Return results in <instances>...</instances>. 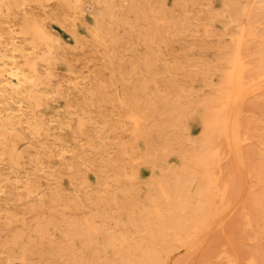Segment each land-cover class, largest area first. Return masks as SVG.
I'll return each mask as SVG.
<instances>
[{"label": "rangeland", "instance_id": "1", "mask_svg": "<svg viewBox=\"0 0 264 264\" xmlns=\"http://www.w3.org/2000/svg\"><path fill=\"white\" fill-rule=\"evenodd\" d=\"M183 1V5L186 3L184 5L186 6L185 11H182L184 6L180 7L179 10L178 4L181 6L182 3L177 0H0V43L2 44V47L0 44V57L2 56L0 64H15L28 72V78H32L23 84H17L20 87V89L16 88L18 91L24 88V93L22 92L23 94L20 95L13 88L15 85L4 82L6 77L16 82L10 72L5 74V78L0 76V112H2L0 120L6 119L7 116L23 119L16 127L20 130L19 137L6 138L0 134V264H137L138 261L146 259L145 257L152 258V264H224V262L225 264H264V230H262L264 229V216H262L264 213V200L262 198L264 197H261V193L264 196V179H262L264 178V160H261L264 159V150L260 148H264V76L262 77L264 71L260 74L262 78L258 79L259 74H256L255 69L260 68L257 70L260 73L262 67L264 70V66H262L264 65V45L259 42V40H264V36H261L264 35L262 34V31L264 33V19H262L264 9L260 7L264 6V0H254V2L258 1V3L256 2L257 5L252 4L253 0H211L212 2L207 0L210 1V5L204 0L197 1L200 5L194 3L193 0ZM160 2L163 5L162 9L164 8L163 12ZM187 2H190V5ZM205 3L209 5L207 6L208 11H206ZM5 4L8 6L5 7ZM172 4L173 7L174 4L176 8L178 6V11L172 7ZM245 5H247L246 10L244 9ZM166 7L170 9L166 11ZM199 7L203 11L205 9L207 13L204 11L203 14ZM250 7L255 12H250L252 11ZM195 8L197 10L199 8L200 11H195ZM235 8L238 10H234ZM174 10L177 13H173L176 15L173 18V14L170 12ZM211 10L213 15L209 13ZM226 10L228 12L233 10L231 13L233 16L228 14ZM179 11L180 14L187 11V14L180 16ZM219 11L223 13L221 18ZM165 12L166 15L169 12V16L167 15L170 18L167 20L168 23ZM235 12L243 15L239 14L236 19L237 14L235 15ZM249 12L250 15H255V18L249 17ZM257 12L258 17H256ZM156 13H164V15L160 14L159 17L163 16L165 21L163 18L162 20L157 19ZM189 14H191L190 17ZM177 16H179V20L185 16V19H191L190 21L180 20L184 24L180 27L181 22L179 21L178 26H176L178 23L176 21ZM152 17H156L154 20H159L162 26L164 23L167 28H161L160 25L154 24ZM231 17L236 20L234 21ZM192 19L193 21H191ZM203 19L213 23L209 25ZM194 20L197 22L194 23ZM248 20L249 22L253 20L255 26ZM150 21L154 23H149ZM157 21L156 23L159 24ZM192 23L197 26L193 27ZM201 23L203 25L206 23L207 26L204 25L203 27ZM25 24L31 25L29 28L31 33ZM169 24L170 27L174 25L173 29H169ZM189 24H191L190 27H188ZM201 25L203 29L208 27L209 31L202 30ZM43 26H45V30H43ZM175 26L178 27L179 34L174 28ZM185 26L188 29L192 27V30L186 29ZM210 26L214 28L211 30ZM255 27L261 28L255 30ZM38 28H41V32L46 33L45 35L48 33V36L34 40L36 37L34 35L32 37L31 34L33 30ZM163 28L165 31H160ZM184 28L186 31L181 33L180 30ZM226 28L231 32L233 31L232 34H227L230 31H227ZM168 29L175 31H172L173 34H171ZM215 29L217 32L221 30L223 33L221 31V34L215 33ZM23 31L29 34L22 35L21 32ZM200 31L205 33H203L204 37L206 35L207 37L204 38ZM249 31L253 33L250 34L252 37H248ZM212 33L214 34L213 37L216 36L217 39L214 38L215 40H213ZM235 33H237V37H235ZM239 34L242 37L243 35L246 36L248 42L252 41L250 38L254 39L257 34L261 37L257 36L255 41L258 42L254 44L252 41L253 43L250 42V44ZM164 35L169 38L164 39ZM170 36L173 38L170 39ZM21 37L23 40L29 38L26 40L31 43V45L27 43L29 50H32L31 52L27 49V41H22ZM49 38L52 39V42L50 39L47 44ZM234 38H236L235 44ZM16 39L18 40L16 41ZM204 39L211 43L209 44L207 41L209 45L205 44ZM222 40L226 45L229 44L231 49L228 48V45L225 46ZM231 40L236 45V49L231 46ZM243 40L245 44H242ZM11 41L17 43H11ZM31 41H36V44L33 43L32 45ZM18 42L20 43L18 44ZM39 42L41 44H38ZM218 43L221 44V48H218L220 47L217 46ZM12 44L15 45V48ZM37 44L38 46H35ZM46 44L49 47H46ZM252 44L253 46H251ZM241 45L246 47L248 53L251 50V53L248 54ZM240 46L245 51H242L244 56L241 55V52H237ZM256 46V49L261 46L262 49L256 50ZM32 47H35L36 51L34 48L31 49ZM46 49H48V53H46ZM228 49L230 51L235 49L237 53L235 50L229 52ZM25 51L28 52V55ZM239 51L241 50L239 49ZM14 52L15 54H13ZM37 52L42 53V55ZM52 53L55 57L52 56ZM56 56L58 61L55 59ZM227 56H230L229 59ZM251 56L253 58L250 59ZM8 57L9 59H7ZM39 57L42 61L38 60ZM224 57H227L228 61H224L227 60ZM240 57L245 59L242 60ZM246 57H249L255 64L250 63ZM219 58L224 59H221L222 67L226 63L228 66H232H227L230 70L226 67L222 68L224 71L230 72L232 70L230 72L232 78H230L231 74L228 71L221 70V62L218 63L221 61ZM24 59H26L25 63ZM27 59L30 62H26ZM234 59L239 61L236 62ZM257 59L258 61H256ZM36 60L41 61V63L36 62ZM46 61H48V65ZM29 65L36 66L37 77L28 71ZM252 65H261L262 67H253ZM252 67L254 70H251ZM7 69H10V66ZM249 69L252 72L247 71ZM205 72L207 73L206 76ZM248 72L251 75L248 74V76L246 74ZM45 76L46 80H44ZM247 76L250 79H246ZM252 76L255 78H251ZM235 77L240 80L235 79ZM244 79H246V84L242 82ZM236 80L240 82L235 83ZM248 80H251V84H248L250 83ZM252 80L254 81L252 82ZM51 81L52 83H50ZM152 82L154 83L152 84ZM225 82H228L229 87ZM41 83L46 84V86L43 87ZM220 83L221 86L226 84L229 90H227L226 85H224V90L223 86L215 87ZM236 85L239 86L237 91ZM58 89L61 92H58ZM216 91L220 92L216 93ZM221 92L224 94L221 95ZM202 93L208 96H204ZM235 93H240V97L237 94L236 99ZM219 96L224 97L223 99L228 98V96L230 98L228 101H222ZM29 97L32 100L36 99L41 107H34V102ZM171 98L172 101H170ZM215 98L217 101H226L229 105L227 106L228 111L230 110L227 113L229 119L225 117L224 120L226 124L223 123L224 121L218 123L217 126L216 123L213 124L215 122L214 111L211 108L217 104V101L213 100ZM243 98L246 100L243 101ZM61 107L66 108V111ZM58 109L61 111L59 112ZM208 110L210 111L207 112ZM235 113L237 114L236 120L234 119ZM87 120L88 123H86ZM219 124L220 126H218ZM223 124H225V128H222ZM33 128L38 130L37 134ZM242 137L243 141H240ZM205 139H207L208 144L204 142ZM47 140L50 141L47 142ZM55 140L58 142L57 144H54L56 143ZM40 142L47 145H38ZM51 142L57 145V150L53 144L51 146ZM42 146L46 148L44 149L47 152L42 149ZM242 147L244 150L241 149ZM81 148L83 152L80 151ZM224 150L226 151L225 154L223 153ZM118 151H122V153ZM214 151L217 153L215 154ZM218 153L220 154L218 155ZM243 158L245 159L242 162L245 164L240 160ZM248 158L249 162L246 160ZM216 159H219L218 163ZM211 160L212 162L214 160L215 163H212ZM223 161L224 163H221ZM231 161L234 165L231 164ZM247 162L248 165H246ZM250 164L253 168L255 167V170L252 167L253 170L249 168ZM229 165H233V168ZM231 171L239 174V178L237 174H233L234 178ZM219 172L220 176H218ZM128 177H131L130 180ZM237 179L240 182H235ZM207 183L212 185L209 186ZM261 184H263V188H261ZM258 187L260 188L258 189ZM216 191L220 196L217 195ZM121 195L123 197H120ZM212 195L217 198L212 197ZM251 195H254V198ZM102 199L104 200L102 201ZM252 200L254 201L252 202ZM262 200L263 204L261 203ZM218 203L219 205H217ZM249 203L252 206L251 210L248 209ZM221 204L222 208L227 209L223 210L224 212L220 215ZM43 207L47 210H44ZM78 207L80 208L78 209ZM261 208L263 209L261 210ZM218 209L219 214L215 215L216 212L214 211ZM248 210L250 213L247 212ZM63 211L65 212L63 213ZM88 211L93 215L90 216ZM210 211L212 212L211 215ZM261 211L262 214H260ZM44 213L45 216L47 215L46 217ZM78 213L79 215H77ZM248 213L249 215H247ZM253 213L257 216L260 214L259 216L262 218L256 217ZM249 216H252L250 220ZM253 218L255 221L251 220ZM255 218H258V221ZM259 219H263L262 223ZM256 221L257 223H255ZM254 226H258V231ZM195 227L200 230L197 232ZM242 231L243 233H241ZM171 232L173 233L171 234ZM193 233H197L196 237ZM192 234L193 236H191ZM154 238L155 241L152 240ZM247 238L250 239V242ZM184 240L186 241L184 242ZM246 260L250 263L245 262Z\"/></svg>", "mask_w": 264, "mask_h": 264}, {"label": "bare ground", "instance_id": "2", "mask_svg": "<svg viewBox=\"0 0 264 264\" xmlns=\"http://www.w3.org/2000/svg\"><path fill=\"white\" fill-rule=\"evenodd\" d=\"M62 1H63V0H62ZM174 1H176V0H174ZM177 1H180V2L182 3L181 6L178 4V6H179V10H180V7L182 8V6L186 5V3L183 5V2H184L183 0H182V1H181V0H177ZM186 1H188V0H186ZM190 1H191V0H190ZM193 1H194V3H197L198 0H196V2H195V0H193ZM193 1L191 2L192 4H193ZM201 1H202V0H201ZM201 1H200V2H201ZM204 1H207V0H204ZM210 1H211V0H210ZM210 1H207V2H208L207 4H209ZM212 1H213V0H212ZM212 1H211V2H212ZM258 1H259V0H258ZM258 1H256V2L258 3ZM260 1H261V0H260ZM161 2H162V1H161ZM161 2H160V5H161V9H162L163 5H162ZM232 2H233V1H232ZM251 2H252V1H251ZM256 2H254V0H253V3H252V4L255 3V5H257ZM263 2H264V1H263ZM263 2H262V3H263ZM173 3H174V2H173ZM175 3H176V2H175ZM177 3H178V2H177ZM187 3H189V5H190V2H187ZM198 3H199V2H198ZM198 3H197V4H198ZM201 3H202V2H201ZM222 3H223V2H222ZM249 3H250V1H249ZM7 4H8V3H7ZM16 4H17V2H16ZM197 4H195V5H197ZM205 4H206V3H205ZM207 4H206V7L204 6L206 9H207V6L210 5V4H209V5H207ZM245 4H246V3H245ZM252 4H251V5H252ZM263 4H264V3H263ZM189 5H187V6H189ZM199 5H200V3H199ZM203 5H204V4H203ZM243 5H244V4H243ZM247 5H248V4H247ZM247 5H245L244 9L246 8ZM258 5H260V4H258ZM7 6H8V5H7ZM7 6H6V4H5V7H7ZM176 6H177V4H176ZM178 6H177V8H178ZM192 6H193V5H192ZM253 6H254V5H253ZM253 6H252V8H253ZM5 7H4V8H5ZM158 7H159V6H158ZM164 7H165V6H164ZM172 7H173V4H172ZM174 7H175V4H174ZM174 7H173V8H174ZM185 7H186V6H184V8H182V11H185V10H184ZM194 7H195V6H194ZM201 7H203V6H201ZM201 7H199V8H201ZM204 7H203V8H204ZM238 7H239V6H238ZM238 7H237V8H238ZM241 7H242V6H241ZM254 7H255V6H254ZM260 7H261V9H262V7H263V9H264V6H263V5L260 6ZM173 8H171V9H173ZM177 8L175 7V10H177ZM190 8H191V7H190ZM199 8H198V10L195 8L196 10H195V9H194V10H195V11H200ZM237 8H235L234 10H238ZM250 8H251V7H250ZM252 8H251V9H252ZM255 8H256V7H255ZM255 8H253V9H255ZM5 9H6V8H5ZM159 9H160V7L158 8V10H159ZM169 9H170V8H167V7H166L165 10L168 11ZM187 9H189V7H187ZM187 9H186V10H187ZM201 9H202V8H201ZM220 9H221V8H220ZM247 9H248V7H247ZM253 9H252V11H250V12L253 13V11H254ZM7 10H8V9H7ZM158 10H157V12H158ZM163 10H164V8L162 9V12H163ZM175 10H174L173 12L171 11L172 13L170 12V14H173V13L175 14V13H177L178 10H177L176 12H175ZM189 10H190V9H189ZM209 10H210V8H209ZM221 10H222V9H221ZM239 10H241V9L239 8ZM242 10H243V9H242ZM245 10H246V9H245ZM245 10H243V11H245ZM257 10H259V9H257ZM202 11H203V9H202ZM204 11H205V9H204ZM204 11H203V14H204ZM206 11H208V9H207ZM206 11H205V12H206ZM226 11H227V10H226ZM226 11H225V12H226ZM243 11H242V13H243ZM260 11H261V10H260ZM260 11H259V12H260ZM159 12H160V10H159ZM189 12H190V11H189ZM212 12H213V11L211 10V12H209V13L212 14ZM222 12H223V11H222ZM227 12H228V11H227ZM237 12H238V11H237ZM237 12H235L234 14L236 15ZM250 12H249V17H253V18H255V15H254V16L250 15ZM254 12H255V11H254ZM168 13H169V12H168ZM168 13H167V15L169 16ZM181 13H182V12H181ZM193 13H195V12H193ZM206 13H207V12H206ZM209 13H208V14H209ZM219 13H221V12L219 11ZM219 13H217V14H219ZM229 13H230V14L233 13V10H232L231 12H228V14H229ZM252 13H251V14H252ZM156 14H157V13H156ZM160 14H161V13L157 14V15H158V16H157V19L162 20L163 16H162V17L160 16V17H161V19H160V17H159ZM174 14H173V18H174V16H176V15H174ZM179 14H180V11H179ZM182 14H183V15H184V14H187V11H186L185 13H182ZM182 14H180V16H181ZM195 14H196V13H195ZM197 14H198V12H197ZM199 14H200V13H199ZM214 14H215V13H214ZM222 14H223V13L220 14V15H221L220 18L223 17ZM239 14H240V15H243V14H241V13H239ZM239 14L236 15V17H235L236 19H237V17H238ZM257 14H258V12L256 13V15H257ZM161 15H164V13L161 14ZM165 15H166V12H165ZM167 15H166V17H165V18H166V21H167L168 18H169ZM190 15H191V14H189V17H190ZM192 15H193V14H192ZM206 15H207V14H206ZM212 15H213V14H212ZM212 15H208V16L211 17ZM231 15H232V14H231ZM231 15H230V16H231ZM235 15H234V16H235ZM259 15H260V13H259ZM186 16H187V15H186ZM186 16H185V17H186ZM204 16H205V15H204ZM218 16H219V15H218ZM218 16H217V17H218ZM232 16H233V15H232ZM158 17H159V18H158ZM171 17H172V16H171ZM177 17H178V19H176V21H177V22H178V21L181 22V24H180L181 26H180V27H182V24H183L182 21H183V20H189V21H190V19H191V18H190V19H189V18L185 19V17H184L183 19H180V20H182V21H180V20H179V16H177ZM195 17H196V16H195ZM213 17H214V16H213ZM215 17H216V16H215ZM217 17H216V18H217ZM249 17H248V19H249ZM256 17H258V15H257ZM262 17H263V16H262ZM152 18H153V17H152ZM155 18H156V17H155ZM155 18H153V21H154L155 23H154L153 21H152V22H153L154 24H156V25H160V21H159V20H158V21H157V20H154ZM165 18H163V19H164L163 21H165ZM192 18H193V17H192ZM196 18H197V17H196ZM196 18H194V19H196ZM198 18H199V15H198ZM198 18H197V19H198ZM231 18H233V17H231ZM235 18H233L234 21L236 20ZM253 18H251V19H253ZM169 19H170V18H169ZM205 19H206V18H205ZM214 19H215V18H214ZM214 19H213V20H214ZM259 19H260V17H259ZM262 19H264V17H263ZM203 20H204V19H203ZM241 20H242V19H241ZM249 20H250V19H249ZM249 20H248V22H249ZM253 20H254V19H253ZM253 20H252V22L250 21L249 23H251L252 25L254 24V26H255V23H253ZM156 21L159 22V24L156 23ZM169 21H171V20H169ZM191 21H193V19H192ZM194 21H195L194 23L197 22L196 20H194ZM208 21H210V20H208ZM208 21L204 20V22L208 23L209 25H210L211 23H213L212 21H211V23H209ZM221 21H222V20H221ZM237 21H238V20H237ZM255 21H256V19H255ZM255 21H254V22H255ZM152 22L150 21L149 23H152ZM172 22H173V20H172ZM174 22H175V20H174ZM179 22L177 23L176 26H178ZM238 22H239V21H238ZM241 22H244V21H241ZM241 22H240V23H241ZM256 22L259 23V21H256ZM27 23H28V22H27ZM34 23H35V22H34ZM167 23H168V21H167ZM167 23H166V24H167ZM175 23H176V22H175ZM185 23L187 24V21H186ZM194 23H192V24L194 25ZM206 23H204L205 26H207ZM244 23H245V22H244ZM244 23H243V24H244ZM258 23H256V24H258ZM30 24H31V23H30ZM35 24H36V23H35ZM171 24H172V23H171ZM173 24H174V23H173ZM198 24L200 25V22H199ZM201 24H202V23H201ZM222 24H223V23H222ZM236 24H237V23H236ZM262 24H263V23H262ZM25 25H26V24H25ZM28 25H29V24H28ZM28 25H26V26H28ZM31 25H32V24H31ZM31 25H30V26H31ZM38 25H39V24H38ZM167 25H168V24H167ZM183 25H184V24H183ZM195 25H196V24H195ZM195 25H194L193 27H195ZM202 25H203V24H202ZM202 25H201V27H202ZM204 25H203V27H204ZM209 25H208V26H209ZM248 25H249V24H248ZM258 25H259V24H258ZM260 25H261V24H260ZM30 26H28V28L26 27L27 30L30 28ZM40 26H41V25H40ZM160 26H161V28H162V27H164L165 29L167 28V27L164 25V23H163V26H162V24H161ZM160 26H159V27H160ZM173 26H174V25H173ZM173 26H171V27H172V28H171V27H170V24H169V27H170L169 29H173ZM176 26H175L174 28H176ZM190 26H191V24L188 25V27H190ZM196 26H197V25H196ZM212 26H213V25H212ZM32 27H33V26H32ZM34 27L36 28V25H35ZM44 27H45V26H43V30H45ZM151 27H153V26L151 25ZM155 27H156V26H155ZM185 27H186V26H185ZM188 27H186V29H188ZM203 27H202V30H204V29H205V30H208V27H206L207 29H206V28L203 29ZM239 27H240V26H239ZM243 27H245V26H243ZM246 27H247V26H246ZM251 27H252V26H251ZM164 28L161 29L160 31H162V30L165 31ZM177 28H178V27H177ZM177 28H176V31L179 30V29L177 30ZM191 28H192V27H191ZM191 28H189V29H191ZM196 28H197V27H196ZM196 28H195V29H196ZM210 28H211V26H210ZM212 28H214V27H212ZM212 28H211V30H212ZM228 28H229V27H228ZM228 28H226L227 31H230V30H228ZM253 28H254V27H253ZM256 28L260 29L261 27H260V28H259V27H255V30H256ZM32 29H33V28H32ZM38 29H39V28H38ZM38 29L32 31V34H31L32 37H33V35L36 37V38H34V40H35V39L46 38L45 36H48V33H47V35H45L46 33L44 34L43 32H41V31H42L41 28H40L39 30H38ZM149 29H150V24H149ZM159 29H160V28H159ZM169 29H168V30H169ZM189 29H188V30H189ZM198 29H199V28H198ZM250 29H251V28H250ZM30 30H31V29H29V33H31ZM151 30H153V29H151ZM184 30H185V28H184V29H181V30H180L181 33H183L182 31H184ZM191 30H192V29H191ZM199 30H200V29H199ZM202 30H201V31H202ZM205 30H204V31H205ZM239 30H240V29H239ZM252 30L254 31V29H252ZM252 30H250V31H252ZM263 30H264V29H263ZM24 31H25V29H24ZM24 31H23V32H24ZM166 31H167V30H166ZM169 31L171 32V34H173L172 31H175V30H169ZM185 31H186V30H185ZM201 31H200V32H201ZM208 31H209V30H208ZM214 31H215V33H220L221 30H220L219 32H217V29H215ZM227 31H226V32H227ZM241 31H242V30H241ZM250 31H249V33H247V35L249 34L248 37H252V35L250 36V34H251L253 31H252L251 33H250ZM258 31H259V30H258ZM23 32H21L22 35H23V34H24V35H25V34H29L28 32H27V33H25V32L23 33ZM167 32H168V31H167ZM206 32H207V31H206ZM210 32H211V31H210ZM221 32H222V31H221ZM226 32H225V33H226ZM232 32H233V31H232ZM232 32H231V31H230L229 33L227 32V34L230 35V33L232 34ZM239 32H240V31H239ZM254 32H255V31H254ZM254 32H253V33H254ZM174 33H175V32H174ZM179 33H180V32L178 31L177 34H179ZM201 33H202V32H201ZM203 33H204V32H203ZM203 33H202V35H203ZM207 33H208V32H207ZM222 33H223V32H222ZM237 33H238V31H237ZM237 33H235V35H236L235 37H237ZM253 33H252V34H253ZM257 33H259V32H257ZM162 34H163V33H162ZM164 34H166V33H164ZM204 34H205V33H204ZM212 34H213V33H212ZM212 34H211V35H212ZM220 34H221V33H220ZM260 34H261V32H260ZM262 34H264L263 31H262ZM211 35H210V36H211ZM215 35H216V34H215ZM218 35H219V34H218ZM218 35H217V37H218ZM239 35H240V34H239ZM254 35H255V34H254ZM254 35H253V36H254ZM29 36H30V35H29ZM50 36H51V35H50ZM164 36H165V35H164ZM168 36H169V34H168ZM174 36H175V35H174ZM213 36H214V34L212 35V37H213ZM231 36H232V35H231ZM240 36H241V35H240ZM257 36H258V34H257ZM257 36H256V37H257ZM261 36H264V35H261ZM261 36H258V37H261ZM15 37H16V36H15ZM162 37H163V35H162ZM203 37H204V35H203ZM206 37H207V35H206ZM206 37H204V38H206ZM215 37H216V36H215ZM215 37H213V40L217 39V38H215ZM219 37H221V36L219 35ZM219 37H218V38H219ZM243 37H244L245 39L247 38V37L244 36V35H243ZM243 37L241 36V38H243ZM256 37H254V39H253V38H250V39H252V41L254 42V44H255V42H258V41H255V40L257 39ZM21 38H22L21 40L24 41V42H26V41L29 39L28 37H27V38H24V40H23V37H21ZM51 38H53V37H51ZM51 38L47 39V44H48V41H50ZM55 38H56V37H54L53 39H55ZM165 38H167V37L165 36L164 39H165ZM168 38H169V37H168ZM168 38H167V39H168ZM171 38H173V36H170V39H171ZM208 38H209V35H208ZM214 38H215V39H214ZM230 38H231V37H230ZM230 38H229V40H230ZM26 39H27V40H26ZM174 39H175V38H174ZM219 39H220V38H219ZM234 39H235V42H234V44H235V43H236V38H234ZM238 39H239V38H238ZM238 39H237V42H238ZM248 39H249V38H248ZM259 39H261V38H259ZM259 39H258V40H259ZM17 40H18V39H16V41H17ZM25 40H26V41H25ZM30 40H31V38H30ZM232 40H233V37H232ZM232 40H231V42H232ZM262 40H263V39H262ZM262 40H259V42L262 43V44L264 45V43H263L264 40H263V41H262ZM1 41H3V40H1ZM14 41H15V38H14ZM19 41H20V40H19ZM44 41H46V40H44ZM53 41H54V40H53ZM204 41H206V39H204ZM207 41H208L209 44L211 43L209 40H207ZM207 41L205 42V44H208ZM216 41H217V40H216ZM216 41H214V42L216 43ZM220 41H221V39H220ZM222 41H223L222 43H224V40H222ZM239 41H240V40H239ZM243 41H244V40H243ZM243 41H242V44H243V43L245 44V41H244V42H243ZM248 41H249V40H248ZM248 41H247V39H246V42H247V43L252 42V41H250V42H248ZM261 41H262V42H261ZM12 42H13V41H11V43H12ZM28 42H30V41H27L26 44H27ZM31 42H32V41H31ZM37 42H38V40H37ZM41 42H42V41H41ZM51 42H52V39H51ZM57 42H58V41H57ZM162 42H163V41H162ZM173 42H174V41H173ZM226 42H227V41H226ZM231 42H230V43H231ZM253 42H252V43H253ZM2 43H3V42H2ZM4 43H5V42H4ZM13 43L16 44L17 42H13ZM19 43H20V42H18V44H19ZM33 43L36 44V41H35V42L33 41V42H32V45H33ZM53 43H54V42H53ZM163 43H164V42H163ZM219 43H221V42H219ZM219 43H218V44H219ZM222 43H221V44H222ZM228 43H229V42H228ZM239 43H240V42H239ZM0 44H1V43H0ZM8 44H9V43H8ZM18 44H17V45H18ZM22 44H23V43H22ZM28 44L31 45V43H28ZM28 44H27V47H28ZM38 44H41V43L39 42ZM38 44L35 45V46H38ZM44 44H45V43H44ZM47 44H46V47H49V46H47ZM209 44H208V45H209ZM221 44L217 45V46H220V47H218V48H221ZM224 44H225V43H224ZM234 44H233V42H232V45H231V46H234V48H235L236 45H234ZM240 44H241V43H240ZM250 44H251V43H250ZM262 44H261V45H262ZM12 45H14V44H12ZM17 45H16V46H17ZM51 45H53V44L51 43ZM61 45H62V44H61ZM61 45H60V46H61ZM227 45H228V48H229V47H230L229 44H227ZM227 45L225 44V46H227ZM246 45H247V44H246ZM257 45H258V44H257ZM263 45H262V46H263ZM40 46L43 47V45H40ZM225 46H224V49L226 48ZM238 46H239V45H238ZM238 46H237V47H238ZM241 46H242V45H241ZM241 46L237 49V52H241V53H242L241 55L244 56V54H243V52H242V51H244V50L241 49ZM247 46H249V45H247ZM251 46H253V44H252ZM251 46H250V48H251ZM254 46H255V45H254ZM259 46H260V44H259ZM262 46H261V47H262ZM1 47H2V44H1ZM12 47H13V46H12ZM20 47H23V45H22V46L20 45ZM30 47H31V46H30ZM42 47H40V48L42 49ZM51 47H52V46H51ZM261 47H259V48H261ZM13 48H15V45H14ZM13 48H12V49H13ZM33 48H34V51H36L35 47H32L31 49H33ZM44 48H45V47H44ZM242 48H245V51H246V47H243V46H242ZM250 48H248V49H250ZM256 48H257V46L255 47V49H256ZM259 48H258V49H259ZM21 49H22V48H21ZM27 49L29 50V47H28ZM27 49H26V50H27ZM49 49H52V48H49ZM230 49H231V47H230ZM232 49H233V48H232ZM235 49H236V48H235ZM235 49H234V50H235ZM239 49H240L241 51H239ZM248 49H247V50H248ZM258 49H256V50H258ZM261 49H262V48H261ZM10 50H11V49H10ZM24 50H25V46H24ZM28 50H27V51H28ZM38 50H39V48H38ZM42 50H44V49H42ZM42 50H41V51H42ZM47 50H48V49L45 50L46 53H48ZM228 50H229V49H228ZM228 50H227V51H228ZM234 50H233V51H232V50H231V51L229 50V52H234ZM263 50H264V48H263ZM29 51L31 52L32 50H29ZM34 51H33V53H34ZM245 51H244V52H245ZM249 51H250V53H251V50H249ZM252 51H254L253 48H252ZM25 52H26V51H25ZM30 52H29V53H30ZM50 52H51V51H50ZM50 52H49V53H50ZM235 52H236V50H235ZM237 52H236V53H237ZM246 52H247V51H246ZM4 53H5V52H4ZM16 53H17V52H16ZM19 53H20V51H19ZM26 53H27V55H28V52H26ZM37 53H39V52H37ZM37 53H35V54H37ZM42 53H43V51H42ZM42 53H39V54L42 55ZM46 53H45V54H46ZM226 53L229 55L228 52H226ZM226 53H225V56H226ZM236 53H235V54H236ZM247 53H248V52H247ZM250 53H248V54H250ZM13 54H15V52H14ZM239 54H240V53H239ZM239 54H238V55H239ZM1 55H3V54L1 53ZM19 55H20V54H19ZM27 55H26V56H27ZM33 55H34V54H33ZM41 55H40V56H41ZM53 55H54V54L52 53V56H53ZM230 55H231V54H230ZM232 55H233V53H232ZM8 56H9V55H8ZM29 56H30V55H29ZM235 56H236V55H235ZM235 56H234V57H235ZM239 56H240V55H239ZM245 56H248V55L245 54ZM1 57H2V56H1ZM1 57H0V58H1ZM35 57H36V56H35ZM53 57H55V56H53ZM227 57H228V59H229L230 56H227ZM227 57H224V58L227 59ZM231 57H233V56H231ZM254 57H255V56H254ZM10 58H11V57H10ZM39 58H40V59H38V60H41V57H39ZM49 58H51V57H49ZM240 58H242V60H243L244 57H240ZM240 58H239V59H240ZM246 58H247V57H246ZM251 58H253V57L251 56L250 59H251ZM3 59L5 60V58H3ZM7 59H9V57H8ZM36 59H37V58H36ZM55 59H57L56 61H58L57 56H56ZM219 59H220V60H221V59L224 60L223 58H219ZM219 59H217V60H219ZM228 59H227V60H224V61H228ZM244 59H245V58H244ZM247 59H249V57H248ZM250 59H249V62H250V63H253V61L250 60ZM255 59H256V58H255ZM4 60H2V61H4ZM10 60H11V59H10ZM22 60H23V59H22ZM25 60H26V59H24V63H25ZM222 60H221V61H218V63L221 62L220 65L223 64V63H222ZM234 60H235V59H234ZM253 60H254V59H253ZM2 61H1V62H2ZM12 61H15V60L12 59ZM12 61H11V62H12ZM28 61H29V60L27 59L26 62H28ZM41 61H42V60H41ZM41 61H37V60H36V62H40V63H41ZM49 61H50V60H49ZM51 61H52V59H51ZM56 61H55V62H56ZM59 61H60V60H59ZM235 61L238 62L239 60H235ZM244 61H245V60H244ZM251 61H252V62H251ZM256 61H258V59H257ZM15 62H16V61H15ZM29 62H30V61H29ZM46 62H47V65H48V61H46ZM233 62H234V61H233ZM233 62H232V63H233ZM245 62H246V61H245ZM249 62H248V60H247V63H249ZM254 62H255V61H254ZM12 63H13V62H12ZM234 63H235V62H234ZM234 63H233V64H234ZM243 63H244V62H243ZM258 63H259V62H258ZM32 64H34V63H32ZM227 64H228V63L225 64L226 66H225V65L223 66V67H226V69H228V68H227V66H228ZM244 64H245V63H244ZM253 64H255V63H253ZM35 65H36V64H35ZM35 65H29L28 71H30L31 73L34 74L35 77H37V75H36L37 72H36V68H35L36 66H35ZM42 65H43V64H42ZM235 65H236V64H235ZM248 65H249V64H248ZM250 65H251V64H250ZM261 65H262V64H261ZM261 65H259V66H256V65H255V66H256V67H260ZM9 66H10V69H7V67H9ZM19 66H20V65H19ZM25 66H26V64H25ZM27 66H28V65H27ZM50 66H51V65H50ZM52 66H53V65H52ZM52 66H51V67H52ZM54 66H56V65H54ZM229 66H231V65H229ZM229 66H228V67H229ZM246 66H247V65H246ZM252 66L255 67L254 65H252ZM262 66H264V65H262ZM262 66H261V67H262ZM223 67H222V65H221V70L224 69ZM231 67H232V66H231ZM231 67H230V68H231ZM233 67H234V66H233ZM253 67H252L251 70H254ZM24 68H25V67H24ZM222 68H223V69H222ZM232 69H233V68H232ZM255 69H256V74H259V75L262 74V71H264V70H262L263 67H262V69H261V73H260L259 71H257V70L260 69V68H258V69L255 68ZM217 70H218V69H217ZM221 70H220V71H221ZM228 70H230V69H228ZM228 70H225V71H228ZM251 70L249 69V70H247V71H251ZM218 71H219V70H218ZM218 71H217V72H218ZM223 71H224V70H223ZM223 71H222V73L225 72V71H224V72H223ZM231 71H232V70H231ZM231 71H230V72H231ZM247 71H245V72H247ZM7 72H10V73H11L12 77L15 79L16 82H14L13 79H10V78H8V77L5 76V74H6ZM48 72H49V71H48ZM215 72H216V71H215ZM230 72L228 71V73H230ZM245 72H244V73H245ZM251 72H252V71H251ZM251 72H250V73H251ZM254 72H255V71H254ZM257 72H259V73H257ZM27 73H28V72H26V70H22V69H20V67L16 66L15 64H9V63H1V64H0V76H3L4 78L6 77V78L4 79L5 84L12 83L13 85H15V87H13V88H15V89H16V88H19V89H20V87H19L18 85H19V84H23V83L27 82V81L30 79V78L27 77V75H28ZM205 73H206V72H205ZM222 73H221V74H222ZM244 73H243V74H244ZM8 74H9V73H8ZM39 74H40V73H39ZM230 74H231V73H230ZM230 74H229V75H230ZM243 74H242V75H243ZM246 74L248 75L249 72L246 73ZM246 74H244V76H246ZM256 74H255V75H256ZM263 74H264V73H263ZM263 74H262V77L264 76ZM43 75H45V74H43ZM206 75H207V73L205 74V76H206ZM239 75H241V74H239ZM249 75H251V74H249ZM249 75H248V76H249ZM259 75H258V79L262 78L261 75H260V76H259ZM34 76H33V77H34ZM51 76H53V75H51ZM203 76H204V75H203ZM233 76H234V75H233ZM235 76H236V75H235ZM244 76H243V78H245ZM248 76L246 77V79L249 78ZM31 77H32V76H31ZM47 77H48V76H47ZM49 77H50V76H49ZM226 77H227V76H226ZM238 77H241V76H238ZM238 77H235V79H239ZM230 78H232V74L230 75ZM230 78H229V79H230ZM251 78L254 79L255 77L252 76ZM31 79H32V78H31ZM31 79H30V80H31ZM35 79H36V78H35ZM35 79H33V80H35ZM48 79H50V78H48ZM51 79H52V78H51ZM205 79H206V78H205ZM205 79H204V80H205ZM229 79H228V80H229ZM246 79H244V81H242L244 84H246V83H245ZM249 79H250V78H249ZM42 80H43V79H42ZM44 80H46V76H45V79H44ZM199 80H200V79H199ZM232 80H233V79H232ZM239 80H240V79H239ZM239 80H236L235 83H238ZM35 81H36V80H35ZM202 81H203V80H202ZM248 81L250 82L251 80H248ZM253 81H254V80H252V82H253ZM255 81H256V80H255ZM29 82H30V81H29ZM31 82H32V81H31ZM203 82H204V81H203ZM228 82H229V81H228ZM228 82H227V83H228ZM230 82H231V80H230ZM230 82H229V83H230ZM232 82H233V81H232ZM239 82H240V81H239ZM33 83H35V82L33 81ZM36 83H37V82H36ZM46 83L49 84V82H46ZM50 83H52V81H51ZM153 83H154V82H152V84H153ZM199 83H200V81H199ZM225 83H226V82H225ZM227 83H226V84H227ZM233 83H234V82H233ZM235 83H234V84H235ZM17 84H18V85H17ZM217 84H218V83H217ZM222 84H224V83H222ZM226 84H224V85H226ZM240 84H241V83H240ZM244 84H243V85H244ZM248 84H251V82L248 83ZM24 85H25V84H24ZM34 85H35V84H34ZM41 85H43V84L41 83ZM224 85H222V86H223V90H224V87H225ZM227 85H228V87H229V84H227ZM227 85H226V88H227ZM237 85H239V84H237ZM237 85H236L237 88L234 86V87L236 88V91L238 90V87H239V86H237ZM16 86H18V87H16ZM22 86H23V85H22ZM44 86H46V84L43 85V87H44ZM152 86H153V85H152ZM208 86H209V85H208ZM211 86H212V85H211ZM213 86H215V85H213ZM218 86H221V83H220L219 85H216L215 87L218 88ZM222 86H221V87H222ZM230 86H231V85H230ZM156 87H157V86H156ZM206 87H207V86H206ZM244 87H245V86H244ZM247 87H248V85H247ZM21 88H22V87H21ZM28 88H29V87H28ZM32 88H33V87H32ZM38 88H39V87H38ZM45 88H47V87H45ZM209 88H210V86H209ZM226 88H225V89H226ZM230 88L232 89V87H230ZM2 89H3V88H2ZM47 89H48V88H47ZM205 89H206V88H205ZM219 89H221V88H219ZM242 89H243V88H242ZM242 89H241V91H242ZM252 89H253V88H252ZM11 90H12V89H11ZM23 90H24V88H23ZM23 90L21 89V91H18V90L16 89V92H17L18 94L22 95V94L24 93ZM37 90H38V89H37ZM58 90H59V89H58ZM227 90H229V88H227ZM244 90H245V89H244ZM6 91H7V90H6ZM40 91H41V90H40ZM213 91H214V90H213ZM241 91H238V92L241 93ZM246 91H247V90H246ZM22 92H23V93H22ZM30 92H31V89H30ZM58 92H61V91L59 90ZM182 92H183V91H182ZM218 92H220V91H216V93H218ZM225 92H226V91H225ZM227 92H228V91H227ZM33 93H34V92H33ZM43 93H44V92H43ZM222 93H223V92H221V95H222ZM240 93H237V94H239V97H240ZM30 94H32V93H30ZM30 94H29V95H30ZM38 94H40V93H38ZM41 94H42V93H41ZM180 94H181V93H180ZM199 94H201V93H199ZM202 94H204V93H202ZM223 94H224V93H223ZM226 94H228V93H226ZM235 94H236V93H235ZM237 94L234 95V96H236V97H235L236 99H237V96H238ZM15 95H17V94H15ZM26 95H27V94H26ZM42 95H43V94H42ZM58 95H59V94H58ZM206 95H207V94H206ZM206 95L204 94V96H206ZM219 95H220V94H219ZM48 96H49V95H48ZM202 96H203V95H202ZM207 96H208V95H207ZM223 96H224V95H223ZM225 96H226V95H225ZM241 96H242V94H241ZM9 97H10V96H9ZM18 97H19V96H18ZM31 97H32V96H31ZM31 97H29V99H31ZM57 97H58V96H57ZM57 97H56V98H57ZM59 97H60V96H59ZM213 97H214V96H213ZM213 97H212V98H213ZM215 97H217V96H215ZM247 97H248V96H247ZM43 98H44V96H43ZM45 98H46V97H45ZM60 98H62V97H60ZM219 98H221L222 101H223V100H227V101H228V98H230V96H228V98L225 97L226 99H223L224 97L222 98L221 96H219ZM62 99L64 100V98H62ZM243 99H244L243 101L246 100V98H243ZM19 100H20V99H19ZM31 100H32V99H31ZM56 100H57V99H56ZM172 100H173V99L171 98L170 101H172ZM205 100H206V99H205ZM213 100H216V101H217L216 98L213 99ZM213 100H212V101H213ZM11 101H12V100H11ZM32 101L34 102V103H33V106H34V107H39V106H40V105H39V102H38L36 99H34V100H32ZM47 101H48V99H47ZM64 101H65V100H64ZM66 101H67V100H66ZM216 101H215V103H216ZM222 101H221V100H220V101H217V104H216L214 107L211 108V110L213 109V111H214V116H213V117H214V121H215V122H213V124L216 123V126H217L218 123H222V122L225 120V117H226V118L229 117V114H228V117H227V113L230 111V110L228 111V109H227V106H229V105H228V103H227L226 101H225V102H222ZM234 101H235V100H234ZM234 101H232V102H234ZM19 102H20V101H19ZM67 102H68V101H67ZM148 102H149V101H148ZM168 102H169V101H168ZM218 102H219V103H218ZM4 103H5V105H6V102H4ZM165 103H166V102H165ZM169 103H171V102H169ZM209 103H212V102L209 101ZM243 103L245 104L246 102H243ZM8 104H9V103H8ZM65 104H66V103H65ZM68 104H69V102H68ZM190 104H191V103H190ZM234 104H235V103H234ZM69 105H70V104H69ZM169 105H170V104H169ZM169 105H168V106H169ZM0 106H1V105H0ZM2 106H3V105H2ZM6 106H7V105H6ZM40 107H41V106H40ZM19 108H20V107H19ZM61 108H63V107H61ZM145 108H146V106H145ZM229 108H230V107H229ZM1 109H2V108H1ZM63 109H64V108H63ZM65 109H66V108H65ZM65 109H64V110H65ZM151 109H152V108H151ZM226 109H227V110H226ZM17 110H19V109L17 108ZM58 110H59V109H58ZM64 110H63V111H64ZM67 110H69V109H67ZM206 110H207V109H206ZM231 110H232V109H231ZM20 111H22V110H20ZM60 111H61V110H59V112H60ZM65 111H66V110H65ZM209 111H210V110H208L207 112H209ZM236 111L238 112V110H236ZM18 112H19V111H18ZM237 112H236V113H237ZM11 113H12V112H11ZM182 113H183V112H182ZM202 113H203V112H202ZM236 113H235L234 119H235V117H236V115H237ZM0 114H2V112H0ZM13 114L15 115L16 113H13ZM18 114H19V113H18ZM57 114H58V113H57ZM61 114H64V113L61 112ZM133 114H134V113H133ZM184 114H185V113H184ZM203 114H204V113H203ZM203 114H202V115H203ZM204 115H205V114H204ZM3 117H4V116H3ZM76 117H78V116H76ZM76 117H75V118H76ZM131 117H132V116H131ZM133 117H134V116H133ZM133 117H132V118H133ZM205 117H206V116H205ZM20 118H21V117L18 118V117H15V116H14V117L7 116L6 119H4V120L1 119V120H0V128H1V132H0V134L3 135V136L6 137V138H15V137H19V136H20V130H19L18 128H16V127L19 126V124L21 123V120H23V119L20 120ZM24 118H25V117H24ZM35 118L37 119V117H35ZM46 118H47V117H46ZM63 118H64V117H63ZM68 118H69V117H68ZM159 118H160V117H159ZM206 118H207V117H206ZM202 119H203V116H202ZM204 119H205V118H204ZM228 119H229V118H228ZM232 119H233V118H232ZM26 120H27V118H26ZM63 120H64V119H63ZM83 120H84V119H83ZM136 120H139V119L136 118ZM235 120H236V119H235ZM38 121H39V120H38ZM226 121H227V119H226ZM229 121H230V120H229ZM229 121H228V122H229ZM39 122H40V121H39ZM60 122H61V121H60ZM136 122H137V121H136ZM208 122H209V121H208ZM228 122H227V123H228ZM86 123H88V120H87ZM91 123H92V122H91ZM91 123H90V125H91ZM223 123L226 124L225 121H224ZM234 123H236V122H234ZM234 123H232V124L234 125ZM240 123H241V122H240ZM40 124H41V123H40ZM204 124H205V123H204ZM225 124H223V127H222V128H225V127H226V126H224ZM42 125H43V124H42ZM77 125H78V123H77ZM242 125H244L243 122H242ZM73 126H74V125H73ZM206 126H207V125H206ZM218 126H220V124H219ZM75 127H76V124H75ZM89 127H90V126L88 125V128H89ZM62 128H63V127H62ZM68 128H69V127H68ZM88 128H87V129H88ZM102 128H103V127H102ZM233 128H234V127H233ZM233 128H232V130H233ZM33 129H34L33 131H34L35 133L38 131L36 128H33ZM48 129H49V128H48ZM65 129H66V127H65ZM77 129H78V128H77ZM219 130H220V129H219ZM219 130H218V131H219ZM42 131H43V130H42ZM210 131H211V130H210ZM218 131H217V132H218ZM246 131H247V130H246ZM72 132H73V131H72ZM87 132H88V131H87ZM213 132H214V131H213ZM217 132H216V133H217ZM223 132H225V131H223ZM39 133H40V132H39ZM39 133H38V134H39ZM44 133H45V132H44ZM44 133H43V137L45 136ZM239 133H240V132H239ZM36 134H37V133H36ZM47 134H49V133H47ZM84 134H85V133H84ZM86 134H87V133H86ZM86 134H85V135H86ZM206 134H207V133H206ZM220 134H221V132H220ZM225 134H226V133H225ZM233 134H234V131H233ZM79 135H80V134H79ZM81 135H82V134H81ZM106 135H107V134H106ZM244 135H245V134H244ZM32 136H33V135H32ZM37 136H38V135H37ZM73 136H74V135H73ZM223 136H224V134H223ZM39 137H40V136H39ZM43 137H41V138H43ZM83 137H84V136H83ZM217 137H218V136H217ZM224 137H226V136H224ZM35 138H36V136H35ZM46 138H47V136L45 137V139H46ZM226 138H227V137H226ZM258 138H259V137H258ZM262 138H263V137H262ZM207 139H208V138H207ZM207 139H205L206 141L204 140V142L207 143ZM224 139H225V138H224ZM233 139H234V138H233ZM259 139H260V138H259ZM38 140H39V139H38ZM209 140H210V139H209ZM211 140H212V139H211ZM211 140H210V141H211ZM35 141H36V139H35ZM40 141H41V140H40ZM42 141H44V139H42ZM49 141H50V140H49ZM49 141L47 140V142H49ZM174 141H176V140H174ZM212 141H213V140H212ZM226 141H227V139L225 140V142H226ZM234 141H235V140H234ZM236 141H237V140H236ZM240 141H243V137H242V140H240ZM244 141H245V140H244ZM247 141H248V140H247ZM253 141H255V140H253ZM253 141H252V142H253ZM258 141H259V140H258ZM260 141H261V140H260ZM14 142H15V141H14ZM37 142H38V141H37ZM44 142H46V140H45ZM54 142H56V143H54V144H57V143H58L56 140H55ZM196 142H197V141H196ZM255 142H257V141H255ZM35 143H36V142H35ZM80 143H81V142H80ZM100 143H101V142H100ZM240 143H241V142H240ZM39 144H40V145L42 144V145H45V146L47 145L46 143L43 144V143H41V142L38 143V145H39ZM52 144H53V143L51 142V146H52ZM54 144H53V145H54ZM81 144H82V143H81ZM204 144H205V143H204ZM207 144H208V143H207ZM210 144H211V143H210ZM210 144H209V145H210ZM247 144H248V143H247ZM247 144H246V145H247ZM252 144H253V143H252ZM257 144H258V143H257ZM259 144H260V143H259ZM60 145H61V144H60ZM83 145H84V144H83ZM97 145H98V144H97ZM205 145H206V144H205ZM214 145H215V144H214ZM239 145H240V144H239ZM254 145H255V144H254ZM29 146H31V145H29ZM54 146H55V148L57 147V145H54ZM207 146H208V145H207ZM218 146H220V145H218ZM242 146H244V145H242ZM250 146H251V145H250ZM250 146H249V147H250ZM260 146H261V145H260ZM35 147H36V146H35ZM40 147H41V146H40ZM42 147H43L42 149L45 148L44 146H42ZM221 147H222V146H221ZM249 147H248V148H249ZM252 147H253V146H252ZM31 148H32V146H31ZM33 148H34V147H33ZM47 148H48V147H47ZM83 148H84V147H83ZM108 148H109V147H108ZM217 148H218V147H217ZM226 148H227V146H226ZM237 148H238V147H237ZM244 148L247 149L246 147H244ZM257 148H259L258 145H257ZM260 148H262V149L264 150L263 147H260ZM29 149H30V148H29ZM45 149H46V148H45ZM45 149H44V151H46ZM57 149H58V147L56 148V150H57ZM62 149H63V146H62ZM62 149H60V150H62ZM81 149H82V148H81ZM125 149H126V148H125ZM241 149H243V147H242ZM249 149H251V148H249ZM40 150H41V149H40ZM48 150H49V148H48ZM53 150H54V147H53ZM95 150H96V149H95ZM210 150H211V149H210ZM216 150H218V149H216ZM243 150H244V149H243ZM243 150H242V151H243ZM17 151H18V150H17ZM78 151H79V150H78ZM80 151L83 152V149L80 150ZM112 151H113V150H112ZM122 151H123V149H122ZM122 151H118V152H121V153H122ZM224 151H225V150H224ZM249 151H250V150H249ZM252 151H253V150H252ZM257 151L259 152V149H258ZM42 152H43V150H42ZM46 152H47V151H46ZM82 152H81V153H82ZM94 152H95V151H94ZM212 152H213V151H212ZM218 152H219V150H218ZM240 152H241V151H240ZM243 152H244V151H243ZM245 152H246V150H245ZM253 152H255V151H253ZM253 152H252V153H253ZM261 152H262V150H261ZM123 153H124V151H123ZM214 153H215V151H214ZM216 153H217V152H216ZM216 153H215V154H216ZM223 153L225 154L226 151L223 152ZM227 153H228V152H227ZM247 153H248V152H247ZM64 154H65V153H64ZM116 154H117V153H116ZM119 154H120V153H119ZM210 154H211V153H210ZM212 154H213V153H212ZM219 154H220V153H218V155H219ZM241 154H242V153H241ZM243 154H244V153H243ZM3 155H4V154H3ZM56 155H57V154H56ZM102 155H103V154H102ZM111 155H112V154H111ZM120 155H121V154H120ZM222 155H223V154H222ZM226 155H227V154H226ZM244 155L247 156L246 154H244ZM244 155H243V157H245ZM261 155H262V153H261ZM263 155H264V154H263ZM29 156H30V155H29ZM209 156H210V155H209ZM212 156H213V155H212ZM229 156H230V155H229ZM240 156L242 157V155H240ZM258 156H259V153H258ZM219 157H220V156H219ZM224 157H225V155L223 156V158H224ZM227 157H228V156H227ZM260 157H261V156H260ZM211 158H212V157H211ZM214 158H215V157H214ZM214 158H213V159H214ZM223 158H222V159H223ZM245 158H246V157H245ZM245 158L240 159L241 162H242V160H244ZM249 158H250V157H249ZM249 158L246 159L248 162H249ZM263 158H264V157H263ZM58 159H59V158H58ZM61 159H62V158H61ZM208 159H210V158H208ZM219 159H220V158H219ZM219 159H218V160H219ZM250 159H251V158H250ZM69 160H71V159L69 158ZM216 160H217V159H216ZM218 160H217V163H218ZM225 160H227V159H225ZM261 160L263 161L264 159H261ZM18 161H19V160H18ZM117 161H118V160H117ZM220 161H221V160H220ZM227 161H228V160H227ZM232 161H233V160H232ZM232 161H231V164L234 165V163H232ZM251 161H252V160H251ZM251 161H250V162H251ZM84 162H85V161H84ZM197 162H198V161H197ZM208 162H209V161H208ZM211 162H212V160H211ZM213 162H214V160H213ZM213 162H212V163H213ZM248 162H247L246 165L249 164ZM214 163H215V162H214ZM221 163H224V161L221 162ZM229 163H230V162H229ZM242 163H244V162H242ZM251 163H252V162H251ZM244 164H245V163H244ZM192 165H193V164H192ZM203 165H204V164H203ZM206 165H208V164H206ZM217 165H218V164H217ZM233 165H229V166L233 168ZM246 165H245V166H246ZM250 165H251V164H250ZM250 165H249V168L252 169L253 167H252V165H251V166H250ZM10 166H11V165H10ZM17 166H18V165H17ZM193 166H194V165H193ZM208 166H209V165H208ZM211 166H213V165H211ZM211 166H210V167H211ZM215 166H216V165H215ZM222 166H223V165H222ZM242 166H243V165H242ZM263 166H264V163H263ZM93 167H94V166H93ZM111 167H112V166H111ZM204 167H206V166H204ZM230 167H229V169H231ZM234 167H235V166H234ZM251 167H252V168H251ZM258 167H259V166H258ZM258 167H257V168H258ZM261 167H262V166H261ZM261 167H260V168H261ZM15 168H16V167H15ZM91 168H92V167H91ZM120 168H121V167H120ZM246 168H247V166H246ZM249 168H248V169H249ZM254 168H255V167H254ZM254 168H253V169H254ZM260 168H259V170H260ZM68 169H69V168H68ZM118 169H119V168H118ZM121 169H122V168H121ZM213 169H214V168H213ZM250 169H249V170H250ZM253 169H252V170H253ZM262 169H263V168H262ZM189 170H190V168H189ZM210 170H211V169H210ZM234 170H235V169H234ZM246 170H247V169H246ZM254 170H255V169H254ZM259 170H258V172H259ZM35 171H36V170H35ZM181 171H182V170H181ZM250 171H251V170H250ZM256 171H257V170H256ZM96 172H97V171H96ZM137 172H138V171H137ZM213 172H214V170H213ZM216 172H217V170H216ZM223 172H224V171H223ZM237 172H238V171H237ZM248 172H249V171H248ZM251 172H252V171H251ZM258 172H257V173H258ZM261 172H262V171H261ZM83 173H84V172H83ZM87 173H88V172H87ZM87 173H86V174H87ZM253 173H254V171H253ZM253 173H252V174H253ZM39 174H40V173H39ZM51 174H52V173H51ZM93 174H94V173H93ZM214 174H215V173H214ZM214 174H213V175H214ZM231 174L233 175V174H237V173H234V172L232 173V171H231ZM231 174H230V176H232ZM248 174H249V173H248ZM254 174L257 175L256 173H254ZM259 174H260V173H259ZM22 175H23V174H22ZM213 175H212V176H213ZM215 175H216V174H215ZM215 175H214V176H215ZM220 175H221V174H220V172H219V175H218V176H220ZM263 175H264V174H263ZM87 176H88V174H87ZM133 176H134V175H133ZM214 176H213V179H214ZM228 176H229V174H228ZM233 176H234V175H233ZM244 176H245V175H244ZM260 176H261V175H260ZM114 177H115V176H114ZM237 177L239 178V174H237ZM248 177H250V176H248ZM87 178H89V177H87ZM95 178H97V177H95ZM128 178H129V177H128ZM130 178H131V177H130ZM130 178H129V180H130ZM162 178H163V176H162ZM210 178H211V177H210ZM210 178H208V179H210ZM215 178H216V177H215ZM219 178H220V177H219ZM231 178H232V177H231ZM234 178H235V176H234ZM234 178H233V180H234ZM253 178H254V177H253ZM253 178H252V179H253ZM255 178H256V177H255ZM257 178H258V177H257ZM15 179H16V178H15ZM132 179H133V177H132ZM208 179H207V181H208ZM217 179H218V178H217ZM224 179H225V178H224ZM248 179H249V178H248ZM260 179H261V178H260ZM262 179H264V178H262ZM262 179H261V182H262ZM84 180H85V179H84ZM88 180H89V179H88ZM160 180H162V179H160ZM160 180H159V181H160ZM214 180H215V179H214ZM230 180H231V179H230ZM254 180H257V179H254ZM6 181H7V180H6ZM77 181H78V180H77ZM81 181H82V180H81ZM126 181H127V180H126ZM156 181H157V180H156ZM211 181H212V180H211ZM226 181H227V180H226ZM236 181L240 182L238 179L235 180V182H236ZM258 181H259V180H258ZM258 181H257V182H258ZM10 182H11V181H10ZM10 182H9V183H10ZM12 182H13V181H12ZM115 182H117V181H115ZM208 182H209V181H208ZM213 182H214V181H213ZM263 182H264V181H263ZM14 183H15V182H14ZM87 183H88V182L86 181V184H87ZM95 183H96V181H95ZM160 183H161V181H160ZM211 183H212V182H211ZM216 183H217V181H216ZM254 183H255V182H254ZM259 183H260V181H259ZM259 183H258V184H259ZM153 184H154V183H153ZM156 184H157V183H156ZM220 184H221V183H220ZM224 184H225V183H224ZM224 184H223V185H224ZM227 184H228V182H227ZM252 184H253V183H252ZM66 185H67V184H66ZM89 185H90V184H89ZM157 185H158V184H157ZM166 185H167V184H166ZM207 185H209V184L207 183ZM211 185H212V184H210L209 186H211ZM213 185H214V184H213ZM215 185H216V184H215ZM228 185H229V184H228ZM248 185H249V184H248ZM261 185H262L261 188H263V184H261ZM91 186H92V184H91ZM106 186H108V185H106ZM158 186H159V185H158ZM246 186H247V184H246ZM249 186H250V185H249ZM257 186H258V185L256 184V187H257ZM68 187H69V186H68ZM68 187H66V188H68ZM97 187H98V186H97ZM215 187H216V186H215ZM223 187H225V185H224ZM223 187H221V188H223ZM253 187H254V185H253ZM95 188H96V187H95ZM160 188H161V185H160ZM259 188H260V187H258V189H259ZM1 189H2V188H1ZM18 189L20 190V188H18ZM30 189H31V188H30ZM68 189H69V188H68ZM157 189H158V188H157ZM206 189H207V188H206ZM216 189H217V188H216ZM223 189H225V188H223ZM223 189H222V191L225 192V190H223ZM251 189H252V188H251ZM21 190H22V188H21ZM31 190H32V189H31ZM31 190H30V191H31ZM161 190H162V189H161ZM213 190H215V189L213 188ZM213 190H212V191H213ZM17 191H18V190H17ZM52 191H53V190H52ZM73 191H74V190H73ZM145 191H146V190H145ZM217 191H218V189H217ZM217 191H216V192H217ZM222 191H221V192H222ZM247 191H248V190H247ZM261 191H262V189L260 190V192H261ZM19 192H20V191H19ZM56 192H57V191H56ZM116 192H117V191H116ZM148 192H149V191H148ZM162 192H163V191H162ZM162 192H161V193H162ZM210 192H211V191H210ZM218 192H219V191H218ZM218 192H217V195L219 194ZM224 192H223V194H224ZM256 192H257V194H258V191H256ZM260 192H259V193H260ZM31 193H32V192H31ZM31 193H30V194H31ZM76 193H77V192H76ZM251 193H252V192H251ZM254 193H255V191H254ZM35 194H36V193H35ZM35 194H34V195H35ZM56 194H57V193H56ZM106 194H107V193H106ZM208 194H209V192H208ZM210 194H211V193H210ZM212 194H213V193H212ZM249 194H250V193H249ZM48 195H49V194H48ZM92 195H93V194H92ZM92 195H91V196H92ZM100 195H101V194H100ZM109 195H110V193H109ZM123 195H124V194H123ZM148 195H149V194H148ZM258 195H259V194H258ZM263 195H264V194H263ZM20 196H21V194H20ZM101 196H102V195H101ZM101 196H100V197H101ZM103 196H104V195H103ZM144 196H145V195H144ZM163 196H164V195H163ZM182 196H183V195H182ZM213 196H215V195H212V197H213ZM219 196H220V194H219ZM251 196H253V198H254V195H251ZM52 197H54V196H52ZM120 197H123V196L121 195ZM161 197H162V196H161ZM215 197H216V196H215ZM227 197H228V196H227ZM259 197H260V196H259ZM261 197H264V196H262V193H261ZM261 197H260V198H261ZM101 198H102V197H101ZM124 198H126V197H124ZM151 198H152V197H151ZM151 198H150V199H151ZM216 198H217V197H216ZM218 198H219V197H218ZM222 198H223V197H222ZM257 198H258V196H257ZM211 199H212V198H211ZM255 199H256V198H255ZM262 199L264 200V198H262ZM103 200H104V199H102V201H103ZM165 200H166V199H165ZM263 200L261 201V203L263 202ZM49 201H50V200H49ZM212 201H213V200H212ZM219 201H220V200H219ZM222 201H223V199H222ZM253 201H254V200H252V202H253ZM22 202H23V201H22ZM115 202H116V201H115ZM166 202H167V201H166ZM252 202H251V203H252ZM257 202H258V200H257ZM257 202H256V203H257ZM259 202H260V201H259ZM35 203H36V201H35ZM51 203H52V201H51ZM54 203H55V202H54ZM256 203H254V204H256ZM263 203H264V202H263ZM263 203H262V204H263ZM46 204H47V203H46ZM71 204H73V203H71ZM80 204H82V203L80 202ZM130 204H131V202H130ZM225 204H227V202H225ZM225 204H224V205H225ZM249 204H250V203H249ZM254 204H253V205H254ZM262 204H261V205H262ZM38 205H39V203H38ZM57 205H58V204H57ZM92 205H93V203H92ZM108 205H109V204H108ZM217 205H219V203H218ZM227 205H228V204H227ZM256 205H257V204H256ZM256 205H255V208H256V211H257V207H256ZM259 205H260V203H259ZM72 206H73V205H72ZM85 206H87V205H85ZM88 206H89V205H88ZM225 206H226V205H225ZM250 206H251V204H250ZM250 206H249L248 209L251 210L252 206H251V207H250ZM263 206H264V205H263ZM263 206H262V207H263ZM32 207H33V206H32ZM97 207H98V206H97ZM105 207H106V206H105ZM107 207H108V206H107ZM211 207H212V206H211ZM214 207H215V206H214ZM223 207H224V206H223ZM229 207H230V205H229ZM229 207H228V208H229ZM253 207H254V206H253ZM258 207H259V206H258ZM43 208H44V207H43ZM79 208H80V207H78V209H79ZM81 208H82V207H81ZM85 208H86V207H85ZM85 208H84V210H85ZM87 208H88V207H87ZM179 208H180V207H179ZM263 208H264V207H263ZM263 208H261V210H262ZM37 209H38V208H37ZM51 209H52V208H51ZM82 209H83V208H82ZM105 209H107V208H105ZM139 209H142V208H139ZM177 209H178V208H177ZM215 209H217V208L215 207ZM220 209H222V211L220 212V215H221L222 212H224L227 208H226V209H225V208H222V204H221V208H220ZM233 209H234V208H233ZM258 209H259V208H258ZM44 210H47V209L44 208ZM44 210H43V211H44ZM66 210H67V209H66ZM91 210H92V209H91ZM91 210H90V211H91ZM131 210H132V209H131ZM131 210H130V211H131ZM155 210H156V208H155ZM223 210H224V211H223ZM71 211H72V209H71ZM85 211H86V210H85ZM139 211H140V210H139ZM145 211H146V210H145ZM232 211H233V210H232ZM252 211H253V210H252ZM252 211H251V212H252ZM258 211L260 212V209H259ZM44 212H46V211H44ZM60 212H61V211H60ZM64 212H65V211H63V213H64ZM88 212H89V211H88ZM88 212H87V213H88ZM169 212H170V211H169ZM214 212H216L215 215H217V213L219 212V209H218L217 211L215 210ZM247 212H249V210H248ZM263 212H264V211H263ZM58 213H59V212H58ZM82 213H83V212H82ZM85 213H86V212H85ZM87 213H86V214H87ZM135 213H136V212H135ZM141 213H142V212H141ZM154 213H155V212H154ZM157 213H158V212H157ZM209 213H210V215L212 214L211 211H210ZM249 213H250V212H249ZM249 213H248L247 215H249ZM254 213H255V212H254ZM254 213H253V214H254ZM256 213H258V212H256ZM5 214H6V213H5ZM38 214H40V213H38ZM50 214H51V213H50ZM55 214H57V213H55ZM94 214H95V213H94ZM114 214H116V213H114ZM124 214H126V213H124ZM130 214H132V213H130ZM130 214H129V215H130ZM167 214H168V213H167ZM218 214H219V213H218ZM253 214H252V216H253ZM260 214H262V211H261ZM260 214H259V215H260ZM48 215H49V213H48ZM58 215H59V214H58ZM77 215H79V213H78ZM77 215H76V216H77ZM82 215H83V214H82ZM84 215H85V214H84ZM89 215L91 216V215H93V214H90V212H89ZM99 215H100V214H99ZM103 215H104V214H103ZM111 215H112V214H111ZM145 215H146V214H145ZM151 215H152V214H151ZM254 215H255V214H254ZM259 215H258V216H259ZM44 216H45V213H44ZM46 216H47V215H46ZM46 216H45V217H46ZM61 216H62V215H61ZM61 216H60V217H61ZM68 216H69V215H68ZM90 216H89V217H90ZM96 216H98V215H96ZM130 216H131V215H130ZM252 216H249V220H250V218H251ZM255 216L258 217L257 214H256ZM255 216H254V217H255ZM262 216H264V213H263ZM2 217H3V216H2ZM127 217H128V216H127ZM158 217H159V216H158ZM214 217H216V216H214ZM259 217H260V216H259ZM259 217H258V218H259ZM4 218H5V217H4ZM61 218H62V217H61ZM64 218H65V217H64ZM210 218H212V217H210ZM258 218H255V219L258 221ZM260 218H262V217H260ZM263 218H264V217H263ZM73 219H74V218H73ZM88 219H89V218H88ZM94 219H95V218H94ZM140 219H141V218H140ZM155 219H156V218H155ZM42 220H43V219H42ZM84 220H85V219H84ZM211 220H213V219H211ZM249 220H248V221H249ZM251 220H254V218L251 219ZM259 220H260V219H259ZM262 220H263V219H262ZM262 220H260L261 223H262ZM40 221H41V220H40ZM73 221H74V220H73ZM80 221H81V220H80ZM86 221H87V220H86ZM86 221H85V222H86ZM254 221H255V220H254ZM257 221H256L255 223H257ZM42 222H43V221H42ZM64 222H65V221H64ZM159 222H160V220H159ZM163 222H164V221H163ZM75 223H76V222H75ZM113 223H114V222H113ZM157 223H158V221H157ZM160 223H161V222H160ZM249 223H250V222H249ZM249 223H248V224H249ZM252 223H253V222H252ZM255 223H253V224H255ZM259 223H260V222H258V225H260ZM86 224H87V223H86ZM90 224H91V223H90ZM163 224H164V223H163ZM250 224H251V223H250ZM0 225H1V224H0ZM123 225H124V224H123ZM142 225H143V224H142ZM187 225H188V224H187ZM210 225H211V224H210ZM256 225H257V224H256ZM261 225H262V224H261ZM263 225H264V224H263ZM76 226H77V225H76ZM115 226H116V225H115ZM219 226H221V225H219ZM219 226H217V227H219ZM250 226H251V225H250ZM74 227H75V226H74ZM92 227H93V226H92ZM113 227H114V225H113ZM120 227H121V226H120ZM247 227H248V226H247ZM254 227H255V226H254ZM257 227H258V226H257ZM257 227H255V228L257 229ZM38 228H39V227H38ZM42 228H43V227H42ZM50 228H52V227L50 226ZM50 228H49V229H50ZM93 228H94V227H93ZM115 228H116V227H115ZM143 228H144V227H143ZM241 228H242V226H241ZM241 228H240V229H241ZM255 228H254V229H255ZM123 229H124V228H123ZM144 229H145V228H144ZM195 229H196V227H195ZM242 229H243V228H242ZM242 229H241V230H242ZM245 229H246V228H245ZM251 229H252V228H251ZM251 229H250V230L248 229V230L251 231ZM256 229H255V230H256ZM261 229H262V228H261ZM35 230H36V229H35ZM91 230H92V232H93V229H92V228H91ZM178 230H179V229H178ZM191 230H192V229H191ZM196 230H197V229H196ZM199 230H200V229H199ZM199 230H197V232H198ZM262 230H264V229H262ZM54 231H55V230H54ZM112 231H113V230H112ZM114 231H115V230H114ZM120 231H121V230H120ZM179 231H180V230H179ZM244 231H245V230H244ZM252 231H253V230H252ZM257 231H258V229H257ZM1 232H2V231H1ZM96 232H97V231H96ZM118 232H119V231H118ZM200 232H201V231H200ZM200 232H199V233H200ZM43 233H44V232H43ZM72 233H73V231H72ZM93 233L95 234V231H94ZM102 233H104V232L102 231ZM116 233H117V232H116ZM172 233H173V232H171V234H172ZM206 233H207V232H206ZM241 233H243V231H242ZM31 234H32V233H31ZM31 234H30V235H31ZM38 234H39V233H38ZM58 234H59V233H58ZM79 234H80V233H79ZM118 234H119V233H118ZM135 234H136V233H135ZM151 234H152V233H151ZM177 234H178V233H177ZM193 234H194V233H193ZM193 234H192L191 236H193ZM196 234H197V233H195L194 236H195ZM244 234H245V233H244ZM250 234H251V233H249V235H250ZM95 235H96V234H95ZM95 235H94V236H95ZM99 235H100V233H99ZM141 235H143V234H141ZM174 235H175V234H174ZM174 235H173V236H174ZM204 235H205V234H204ZM246 235H247V229H246ZM249 235H248V236H249ZM80 236H82V235H80ZM119 236H120V235H119ZM146 236H147V235H146ZM152 236H153V235H152ZM198 236H199V235H198ZM244 236H245V235H244ZM250 236H251V235H250ZM117 237H118V236H117ZM134 237H135V236H134ZM195 237H196V236H195ZM4 238H5V237H4ZM97 238H98V237H97ZM111 238H112V237H111ZM126 238H127V237H126ZM163 238H164V237H163ZM173 238H174V237H173ZM134 239H135V238H134ZM210 239H211V238H210ZM247 239H248V238H247ZM90 240H91V239H90ZM124 240H125V239H124ZM152 240L155 241V238L152 239ZM189 240H190V239H189ZM204 240H205V239H204ZM249 240H250V239H248V241H249ZM111 241H113V240L111 239ZM114 241H115V239H114ZM132 241H133V240H132ZM132 241H131V242H132ZM185 241H186V240H184V242H185ZM209 241H210V240H209ZM83 242H84V241H83ZM126 242H127V241H126ZM181 242H182V241H181ZM212 242H213V241H212ZM249 242H250V241H249ZM95 243H96V242H95ZM103 243H104V242H103ZM113 243H114V242H113ZM120 243H121V241H120ZM163 243H164V242H163ZM166 243H167V242H166ZM153 244H154V243H153ZM169 244H170V243H169ZM183 244H185V243H183ZM22 245H23V244H22ZM82 245H83V244H82ZM89 245H90V243H89ZM96 245H97V244H96ZM161 245H162V244H161ZM119 246H120V245H119ZM124 246H125V244H124ZM127 246H128V245H127ZM156 246H157V245H156ZM157 247H158V246H157ZM86 248H87V247H86ZM115 248H116V245H115ZM135 248H136V247H135ZM137 248H138V246H137ZM88 249H90V248H88ZM101 249H102V248H101ZM106 249H107V248H106ZM108 249H109V248H108ZM104 251H105V250H104ZM51 252H52V251H51ZM81 252H82V251H81ZM100 253H101V252H100ZM93 254H94V253H93ZM93 254H92V255H93ZM95 254H96V253H95ZM134 254H135V253H134ZM49 255H50V257H51V254H49ZM92 255H91V256H92ZM220 255H221V254H220ZM1 256H2V255H1ZM40 256H41V255H40ZM252 256H253V255H252ZM252 256H251V258H252ZM34 257H35V256H34ZM36 257H37V256H36ZM22 258H23V256H22ZM37 258H38V257H37ZM40 258H41V257H40ZM90 258H91V257H90ZM145 258H146V259H144L143 261H138L137 264H152V258H150V257H145ZM217 258H218V257H217ZM74 259H75V258H74ZM231 259H232V258H231ZM9 260H10V259H9ZM64 260L67 261L68 259H64ZM219 260H220V259H219ZM20 261H21V260H20ZM38 261H39V260H38ZM40 261H41V260H40ZM66 261H65V263H66ZM233 261H234V260H233ZM233 261H232V262H233ZM7 262L9 263V261H7ZM24 262H25V261H24ZM222 262H224V261H222ZM222 262H221V263H222ZM234 262H236V260H235ZM245 262H248V260H246ZM37 263H39V262H37ZM248 263H250V262H248ZM11 264H12V263H11ZM82 264H85V263H82ZM129 264H133V263H129ZM224 264H225V262H224ZM234 264H235V263H234ZM251 264H252V263H251Z\"/></svg>", "mask_w": 264, "mask_h": 264}]
</instances>
